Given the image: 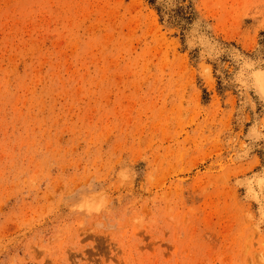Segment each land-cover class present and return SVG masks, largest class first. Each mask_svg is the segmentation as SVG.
Here are the masks:
<instances>
[{
    "label": "rangeland",
    "instance_id": "obj_1",
    "mask_svg": "<svg viewBox=\"0 0 264 264\" xmlns=\"http://www.w3.org/2000/svg\"><path fill=\"white\" fill-rule=\"evenodd\" d=\"M0 264H264V0H0Z\"/></svg>",
    "mask_w": 264,
    "mask_h": 264
}]
</instances>
